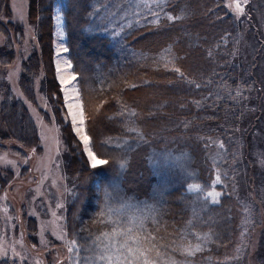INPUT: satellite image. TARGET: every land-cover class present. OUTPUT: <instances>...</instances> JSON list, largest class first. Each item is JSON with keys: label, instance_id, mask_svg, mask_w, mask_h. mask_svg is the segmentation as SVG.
<instances>
[{"label": "trees", "instance_id": "16d2710c", "mask_svg": "<svg viewBox=\"0 0 264 264\" xmlns=\"http://www.w3.org/2000/svg\"><path fill=\"white\" fill-rule=\"evenodd\" d=\"M6 1L0 0V13ZM57 3L65 19L68 55L85 105L90 144L108 161L92 168L70 122L61 123L60 119L71 157L68 168L76 183L68 206L67 230L79 238L97 240L114 228L131 227L116 212L115 208L124 206L143 218L139 235L144 247L155 245L149 256L155 262L246 264L244 245L248 240L240 222L242 203L233 189L234 172H222L217 184L222 195L215 204H205L200 196L184 190L190 181L202 189L209 187L212 155L225 165L226 160L237 162L236 138L240 136L231 128L230 112L225 114V107L232 106L226 98L231 94L223 99L217 86L234 89L258 76L257 64L248 68L239 61V69L228 68L236 47L228 33L235 37L248 26L251 30V19L233 21L221 0H167L122 29L120 22L113 25L111 16L105 22L108 15L102 14L131 8L129 0H29V17L38 21V50L22 61L19 83L24 95L35 100L33 79L43 65L46 91L56 106L62 100L52 61L51 13ZM92 14L94 21L87 22ZM98 19L101 22L95 21ZM185 19L183 25L177 22ZM0 31L6 36V43L0 44V61L6 64L15 56L14 45L10 31L1 23ZM161 51L170 54L162 59ZM147 54L151 58L138 63ZM195 104H203V108ZM0 107V145L4 141L21 147L39 144L28 106L10 87L3 86ZM193 113L197 118L186 120ZM203 115L211 117L204 120ZM254 213L249 224L259 226L262 215L257 206ZM197 244L201 250L194 255L183 251ZM91 246L95 245L84 248Z\"/></svg>", "mask_w": 264, "mask_h": 264}, {"label": "rangeland", "instance_id": "374dc122", "mask_svg": "<svg viewBox=\"0 0 264 264\" xmlns=\"http://www.w3.org/2000/svg\"><path fill=\"white\" fill-rule=\"evenodd\" d=\"M166 1L155 0L149 9L138 5V0H129L131 8L124 7L123 11L116 10V14H114V10H105L102 15L103 17L104 14L108 15L107 18L105 17V22H109V16H111L113 25L120 22L118 26L124 29L126 24L131 25L134 21L142 20L145 11L160 8ZM221 1L224 4V11L232 13L233 21L238 18L244 22H249L250 19L252 21L251 30L248 29V26L244 31L236 34L238 37H234L233 33H228L229 41L234 40L232 43L233 46H236L232 53L234 60L228 68L233 69L237 66L236 69H239L241 66L239 61L248 68L257 64L258 76H252L251 82L247 85L239 84L234 89L217 86V93L223 95V99L229 93L231 94L226 98L227 101H232V106L225 107V114L230 112L231 122L234 121L231 128L234 132L238 130L237 134L240 136V138H236L239 150L237 162L231 164L226 160L227 164L225 165V161L224 163L220 162L216 154L212 155L210 161L213 163L209 168L213 171V178L209 187L206 189L190 188L194 185L200 186L196 181H190L186 183L184 192L200 196L205 204H215L222 195L221 188L215 182L216 176H220L219 182H221L222 172L229 169L234 172L233 189L238 201L242 203V206L239 207V211L241 210L243 214L240 222L244 226L243 231L246 229L244 237L248 240L244 245L247 247L244 252V256L248 257L246 264H264V0H247V3L240 0L244 11L239 16L233 11L235 0ZM28 7L29 0H7L1 9L0 23L4 25V28L7 27L12 35L11 39L14 45L12 50L15 56L6 64L0 61V103L3 99V86H7L8 89L10 87L13 95L21 97L24 104L28 106L42 141L40 140L41 143L29 147H21L13 141H4L3 145H0V264H105L99 260L102 250L100 241H91L95 247L90 252L84 251V253L77 243V236L67 230V209L71 198L76 193V189H74L76 183L75 178L69 172L68 163L71 157L60 124L62 120H67L73 128L65 101L64 87H74L77 91L79 88L76 81L67 86L60 84L61 76L77 75L66 46L65 19L59 4H54L51 13L53 19L52 61L62 93L61 103L56 106L55 101L46 91L43 65L39 74L33 79L35 100L30 101L24 95L19 83L22 61L32 51L38 50V21L30 19ZM128 9H132L131 12L128 13ZM94 16V14L90 15L91 19L87 22L94 21ZM145 16L148 15L145 14ZM95 21L101 22L99 19ZM177 22L183 25L186 19ZM5 43L6 36L0 31V44ZM169 54L161 51L158 55L163 59L167 58ZM147 58H151V55L147 54V57H142L138 63L146 62ZM68 61L71 62L72 67L66 69ZM58 68L61 71L58 72ZM227 75L229 76V74ZM207 83L208 80L205 79V85ZM79 94V99L82 102L81 93ZM71 95L74 96V93ZM55 96H58L56 92ZM82 105L84 108V103ZM195 106L198 109L203 108V104H195ZM196 111L198 112L197 109ZM1 115L0 107V125L3 124ZM197 116V113H193L186 117V120L192 121ZM207 116L203 115V119L207 120ZM86 119L87 114H85L84 125L87 133ZM76 126L79 127V124L77 123ZM224 127L228 128L229 126L224 124ZM74 135L77 136L75 131ZM77 138L79 137L77 136ZM80 142L84 150L83 142ZM89 146L92 147L91 144ZM222 150L224 149L222 148ZM84 153L88 157L87 152L84 151ZM97 156L102 158L98 154ZM89 162L91 164L90 160ZM217 162L219 163L216 165ZM209 168L208 170H210ZM209 191L220 193L216 197V202L207 196ZM255 206L258 207V211L262 215L259 226L249 224L252 215L256 214L254 213ZM30 220L35 223L33 229L29 226ZM119 230H123V228H119ZM72 241H76V244L73 245ZM117 242H119V238H117ZM69 248H72L73 251L69 252ZM244 256L240 258L239 263L243 262ZM154 264L160 263L154 261Z\"/></svg>", "mask_w": 264, "mask_h": 264}, {"label": "snow or ice", "instance_id": "6c2138e0", "mask_svg": "<svg viewBox=\"0 0 264 264\" xmlns=\"http://www.w3.org/2000/svg\"><path fill=\"white\" fill-rule=\"evenodd\" d=\"M155 0H138V5H142L145 8L151 9L152 3ZM244 3H247V0H244ZM233 11L239 16L243 13L244 9L241 6L240 0H235ZM155 15L154 13H150ZM169 19L173 17L169 16ZM158 22V21H157ZM67 51V49H64ZM71 62H66V69L71 68ZM57 71H61L59 68ZM179 71V69H177ZM76 80L74 74L68 76L60 77V84L62 86H67L72 84ZM65 91V101L67 103V108L69 110V115L71 116V122L74 128L76 135L79 137V140L83 142L84 151L87 152L89 160L91 161L92 168H97V166L105 165L108 163L105 159L98 158L97 154L93 151L90 144V137L85 131V112L82 105V102L79 99V91L74 87L68 88L64 87ZM74 93V96L71 95ZM73 101V102H69ZM77 123L79 127H77ZM222 146V145H221ZM121 168H124L125 165L121 163ZM220 176H216V183H219ZM199 185L190 186V188L199 189ZM220 195L219 192L209 191L207 196L213 199V202H216V197ZM5 211H7L5 209ZM101 215H104L101 213ZM131 227L127 225L123 226V230L114 228L111 233H104L101 237H97V240L100 241L102 245V250L99 255V260L105 262V264H154L153 260L149 259L152 248L155 245H152V248L144 247V238L139 235V232L143 229L142 221H130ZM119 238V242H117ZM107 241V242H105ZM72 244L75 245L76 241H72ZM69 252H72L73 249L69 248ZM201 250V245L197 244L193 246H187L183 248V251L188 255H194L196 252ZM6 254V253H5ZM159 256V252H157Z\"/></svg>", "mask_w": 264, "mask_h": 264}, {"label": "bare ground", "instance_id": "6f19581e", "mask_svg": "<svg viewBox=\"0 0 264 264\" xmlns=\"http://www.w3.org/2000/svg\"><path fill=\"white\" fill-rule=\"evenodd\" d=\"M63 16V15H62ZM67 46V45H66ZM68 49V48H67ZM69 52V51H68ZM19 98V97H18ZM21 98V97H20ZM22 99V98H21ZM35 121V120H34ZM62 131V130H61ZM63 135V133H62ZM38 137L39 139L41 140V137H40V133H38ZM65 137V136H64ZM66 139V138H65ZM79 139V138H78ZM42 141V140H41ZM40 141V143H41ZM103 159L106 160V158L102 157ZM116 209V212L119 214V218H123L127 221V223H129L130 221H142L143 222V218H141L134 210L130 211L128 210L127 208H125L124 206H121V207H117L115 208ZM67 214H68V209H67ZM35 225V223H34ZM77 237V243L79 246H81V249H84L85 252L86 251H91L92 248H94L95 246H91V248L89 249H85L84 247L86 246H89V244H91L93 241L92 239H88L86 237H82V238H79L77 234H75ZM94 243V242H93ZM84 252V253H85Z\"/></svg>", "mask_w": 264, "mask_h": 264}]
</instances>
